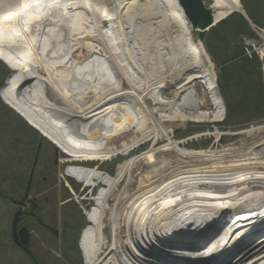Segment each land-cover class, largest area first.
Segmentation results:
<instances>
[{
	"label": "bare ground",
	"instance_id": "6f19581e",
	"mask_svg": "<svg viewBox=\"0 0 264 264\" xmlns=\"http://www.w3.org/2000/svg\"><path fill=\"white\" fill-rule=\"evenodd\" d=\"M205 5L217 23L240 8L239 0ZM134 9L147 15L144 22L159 20L154 47L161 60L150 72L152 60L137 47ZM0 61L13 71L2 100L72 164L125 159L140 142H166L125 159L115 176L99 166L67 171L86 187L105 185L87 213L80 243L86 264H120L112 256L99 259L108 239H125L130 254L138 257V249L150 264L157 255L165 263L220 264L264 229V139L209 154L181 149L172 137L177 124H212L224 117L214 65L176 0H157L151 9L141 0H0ZM131 129L142 138L111 144ZM262 131L253 127L242 134ZM194 156L206 160L177 161ZM135 169L140 173L133 175ZM123 182L125 191L110 208ZM181 240H202L203 246L179 248L174 242ZM233 264H264V237Z\"/></svg>",
	"mask_w": 264,
	"mask_h": 264
},
{
	"label": "rangeland",
	"instance_id": "374dc122",
	"mask_svg": "<svg viewBox=\"0 0 264 264\" xmlns=\"http://www.w3.org/2000/svg\"><path fill=\"white\" fill-rule=\"evenodd\" d=\"M252 1H254V0H249V3L251 4ZM141 2L143 4H146L148 6V9H151L157 3V0H149V1L148 0H141ZM130 14H131V18H133V20H134V23H136L139 27L138 33H139L140 38H139V41L137 43V47L145 49L144 52L152 60V64L149 65V67H148V70L150 72V70H154L155 68L158 67V63L161 60L160 51L154 47V43H155V40H156V38L158 36V32H159V28L157 27V22H159V20L149 21L148 23L144 22L147 15L143 14L140 10H137V9H134L133 11H131ZM135 15H136V17H135ZM255 23L257 24V26L264 28V5L261 6V8L259 9L257 22H255ZM250 31H251V29H250ZM211 32L212 31H210L206 35V40L209 43L207 45V48L210 49V51H212L214 54H216V51L218 52V50L216 49V51H215V47L221 46V45L223 46V44L225 45L226 42H229L230 40L226 36V38L220 39L222 44H220V45L217 43L215 44L214 38L210 37ZM209 38L211 41L208 40ZM204 48H205V50L209 56V53H208L207 48L205 46V43H204ZM221 52H222V50H221ZM214 73L216 76V80H218L219 68L216 66V64L214 65ZM11 74H12V72L10 71V69L3 62L0 61V92H1V89L4 86V84L6 83L7 78ZM218 82H219V80H218ZM216 84L218 85L217 81H216ZM137 109H138V107H137ZM259 126H262V125H259ZM193 128H196V130L203 129L202 131L199 132V133H202V132L206 131L207 129H210L211 126H210V124H194V123H188V124L181 125V126H178V124H177L176 126H174V135H173L174 140L176 142L180 143L181 149H183V143H185V139L187 137H181L180 135H182L184 132H186L188 130L190 131V129H193ZM249 129L250 128L244 129L242 131H246ZM212 131H213V129H212ZM220 131H221V129H220ZM222 131L225 133H228L227 131H229V130H222ZM230 132H232V131H230ZM193 133H190L189 135H192ZM195 133H197V132H195ZM133 137L141 139L142 135L140 133L133 135V129H131L127 133L113 139L111 141V144H113L116 147H119L123 141L130 140ZM40 138L41 137H40V134L38 132H36L32 128H30V126L20 116L15 114L13 110H11L6 104H4V102L1 99V93H0V192H3L7 196H11V197L17 196L23 192L24 185H19L17 178H19L20 175H23L24 172H26L25 168H24V165L26 163L22 162L21 158L19 156L15 155V151L19 153V151H21V150L22 151L24 149L26 150V149L30 148L31 144H33V146H31V147L36 148ZM215 138H216V135H215ZM263 139H264V132L260 133L254 141L260 142ZM250 141H252L251 137H247V136L242 134V135L233 136V137L228 136L225 139V142L221 146L216 145V144L212 146V144L210 143L211 144L210 147L212 146L210 149H195L191 145H189V146L186 145V147L188 149H185V150H188V151H206V152L208 151L209 154H216L219 151H222L223 149H231V148L237 147L238 145H231L234 142H237L238 144H240L239 142H241L242 144L249 145V144H252V142H250ZM181 143H182V145H181ZM140 144H142V145L138 149L131 152L129 154V156L126 157L125 159L140 156V155L150 151L152 148H158V147L165 145L166 142L164 140H159L156 143H153V141H148L146 143L140 142ZM42 149L44 152V156L49 161V164L52 163L55 156H57L59 160L68 159L59 150L55 151V147L47 140L42 141ZM241 151H243V150H241ZM220 153H222V152H220ZM28 157H29V155H28ZM125 159L118 157V158L111 160L109 162H104V163L100 162L98 164L97 163H80L79 167L95 168L96 166H99L100 170L104 174H109L110 176H115L117 173V167L119 166V164L124 162ZM166 159L169 163H173L175 161V159L171 158L170 156L167 157ZM203 160L205 161L206 158H202L201 156L200 157L194 156L193 159H185V157H178L177 158V161H179L181 163H185L186 165L187 164H192V165L198 164ZM31 163H32V157H30L28 159L27 165L30 166ZM139 173H140V171H137V169H135L133 172V175H136ZM27 174H28V172H27ZM26 177H27V175H26ZM138 178H140V176ZM138 178H135V179L138 180ZM126 184H127V182H123L117 188L116 192L113 193L114 195L112 197H110V200H109L110 208H113L112 206H114V204H115L116 197L118 195L124 193V191H125L124 189L126 187ZM74 188L76 190H78V192L82 193L81 196L84 194V197H86L85 198L86 199L85 204H88V202H90V198H91L90 197L91 191L89 189H85L84 191L81 192V190H80L81 185L76 184V183H74ZM91 196L95 197L94 193ZM73 206L75 208V211L79 215V218H77V219L79 221L81 219L83 220L82 212H81L79 206L77 204H75L74 202H73ZM122 206H125V208H124V210H125L127 204L125 203ZM15 211H16L15 207L12 204L5 202V201L0 199V264H32V262L25 256V254H23L20 250L13 248L11 246V241L8 238V234H9L10 226H11V222H12V217H13V214ZM110 213H111V211H108V215ZM120 220H122V222H123L124 217H122ZM105 224H106V227L104 229V234L107 238H109L111 231H112V227L108 221V218L105 219ZM86 226H87V224L85 222L82 230H84V228ZM34 230H37V229H34ZM261 231H258L257 233L255 232L256 233V234H254V236H256L255 238H259V237L264 235V229ZM64 235H65L64 238L59 237V240H55V239L51 238L50 236H48V234L44 233L43 231L37 230L35 232V235H33L34 237L32 238V240L34 241V244H33V247H31V251L33 252L35 257L42 264H86L85 256L82 253V251L80 250L79 243L81 240H79V238L78 239L76 238L77 233H70L69 232L67 234L65 233ZM259 240L260 239H258L257 241H259ZM181 241H183V242H174V243L175 244L177 243L176 245L179 248L186 246L185 248H187V249L201 248V246H203L202 240H199V241H197V240H194V241L181 240ZM73 242L76 243V247L73 246L74 245ZM254 242L255 241H253V239H252V240H250V242L249 241L246 242V244L244 245L245 246L244 249L242 247H239L237 250V251H239L238 255L241 256L242 253L245 252L246 247H249L251 245V243H254ZM125 246H126L125 239H122L117 244L112 243L108 239L107 247L105 249H103V251L100 253L99 259H101V260L103 259V261H106L107 259H109L112 256L113 258H116L120 264H126L129 262L132 264H150V263L144 262V259L146 261H148L147 260L148 257L146 256L147 257L146 258L141 251H139L138 249L137 250L135 249L136 254L138 256V257H136V256L131 255L130 251ZM160 246H162L161 248L168 247L166 245V243L164 245H160ZM168 249H167V251L172 252V250H170V248H168ZM182 253H184V252L181 250H180V252L179 251L175 252L176 255H180V256ZM150 254L152 256H155V254H153V253H150ZM158 254H160V252H158ZM228 260H229V257L226 260L222 261V263H220V264H229ZM165 262H166V260L163 259L162 257H159L158 255L156 256V259L153 260V264H167L169 261H167V263H165Z\"/></svg>",
	"mask_w": 264,
	"mask_h": 264
},
{
	"label": "flooded vegetation",
	"instance_id": "af4514ba",
	"mask_svg": "<svg viewBox=\"0 0 264 264\" xmlns=\"http://www.w3.org/2000/svg\"><path fill=\"white\" fill-rule=\"evenodd\" d=\"M37 154V161L34 162ZM15 155L19 156L21 161L26 163L24 165L26 172L17 178L19 185H24V192L22 194L14 197L0 195L1 198L13 205H15V202L22 203L20 207L15 206L16 211L12 217L8 238L12 245L25 254L29 260H33V258L36 260L35 255L30 249L33 247L34 241L32 238L37 230L43 231L55 240H59V237L64 238V234L69 232L77 233L76 238H78L84 225V217L82 214L83 220L79 221L77 219L79 215L73 206V199L68 189L59 182L57 156L49 164V161L44 156L42 147L40 149L37 147L34 150L30 148L24 149L23 151H19V153L15 151ZM30 157H32V163L28 166L27 161ZM34 163H36V167L32 174ZM29 184H31L29 196L24 200L23 196ZM71 186L74 187L73 182H71ZM19 212H22V214L18 217V224L14 228L15 215ZM23 240H29L30 254L23 251L19 246V244H23Z\"/></svg>",
	"mask_w": 264,
	"mask_h": 264
},
{
	"label": "trees",
	"instance_id": "16d2710c",
	"mask_svg": "<svg viewBox=\"0 0 264 264\" xmlns=\"http://www.w3.org/2000/svg\"><path fill=\"white\" fill-rule=\"evenodd\" d=\"M248 17L257 22L259 9L264 5V0H242ZM229 38V42L221 47L216 54L210 51L214 63L220 69L219 89L226 105L225 128L240 129L264 120V88L261 81L260 62L254 57H244L241 45V36L252 38L248 22L239 14H234L229 19L212 30L210 37L215 44H222L220 39ZM209 41L210 38L208 39ZM207 45L209 44L206 41ZM222 50V52H221ZM221 52V53H220Z\"/></svg>",
	"mask_w": 264,
	"mask_h": 264
},
{
	"label": "water",
	"instance_id": "95a60500",
	"mask_svg": "<svg viewBox=\"0 0 264 264\" xmlns=\"http://www.w3.org/2000/svg\"><path fill=\"white\" fill-rule=\"evenodd\" d=\"M179 6L183 10V13L187 19V21L191 24L192 29L194 31V35L200 40L201 43L204 42L205 36L207 32L214 26L215 18L210 9H207L205 5V0H177ZM240 11H243L242 9ZM244 13V11H243ZM29 191V188H28ZM28 191L26 194L27 198ZM22 203H17V205H21ZM22 214L19 212L15 216V220L13 222V227L15 228L18 224V217ZM263 236L259 238L253 239V241H257L258 239L263 238ZM19 246L25 251L28 252L29 240H23V244H19ZM239 251L235 250L229 257V264H233V262L238 258ZM36 264H38L35 261ZM174 264V263H170Z\"/></svg>",
	"mask_w": 264,
	"mask_h": 264
}]
</instances>
